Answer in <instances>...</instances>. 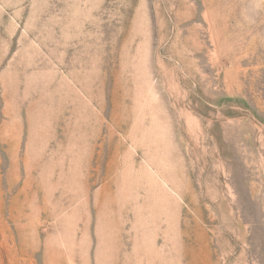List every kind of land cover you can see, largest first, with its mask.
<instances>
[{"label": "rangeland", "instance_id": "obj_1", "mask_svg": "<svg viewBox=\"0 0 264 264\" xmlns=\"http://www.w3.org/2000/svg\"><path fill=\"white\" fill-rule=\"evenodd\" d=\"M0 264H264V0H0Z\"/></svg>", "mask_w": 264, "mask_h": 264}]
</instances>
